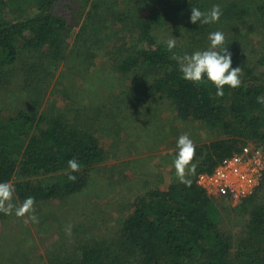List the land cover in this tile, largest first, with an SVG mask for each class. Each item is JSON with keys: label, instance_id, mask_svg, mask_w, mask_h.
I'll return each mask as SVG.
<instances>
[{"label": "trees", "instance_id": "trees-1", "mask_svg": "<svg viewBox=\"0 0 264 264\" xmlns=\"http://www.w3.org/2000/svg\"><path fill=\"white\" fill-rule=\"evenodd\" d=\"M61 1L35 0V12L9 20L8 8L15 5L17 11H24L26 6L17 0H0V84L21 75L13 67L23 61L25 53L36 62L26 71L30 61L24 60L26 75L22 72V80L32 81L34 86H40L69 59L66 52L72 28L57 11ZM106 2L95 0L87 19L90 25L82 27L77 42L87 46L91 39L92 46L99 48L107 44L103 36L110 21L119 24L117 33L123 44L116 49L122 55L117 71L125 76L140 72L146 78L151 76L145 101H168L181 121L203 124L224 137L196 146L195 159L199 162L195 175L188 177L190 186L176 181L139 197L115 242L80 240L73 246L71 257L52 264H264V204L254 202L264 188V179L255 194L236 208L246 210L248 215L245 234L238 237L221 228L224 202L197 184L199 174L213 171L220 161L249 142L264 154V104L257 102V97L264 95V79L250 73L239 85L226 84L224 95L218 96L215 86L206 79L194 84L182 78L177 57L203 50L199 40H191L205 36L214 25L192 24L190 9L207 11L217 4L216 0H175L176 30L183 28L182 37L188 38L193 47L175 44L171 50L156 37V30L171 11L151 9L153 0H128L123 8L117 0L115 4ZM236 9L233 5L223 7L222 21H236ZM260 11L264 13V5ZM226 46L230 51L233 48ZM91 119H97L96 113L88 114L84 123L80 117L67 119L50 112L22 109L4 116L0 111V181L15 185L16 203L27 196L35 197V205L52 202L86 188L92 169L105 154ZM73 158L80 162V168L72 173L76 180L69 181L67 162Z\"/></svg>", "mask_w": 264, "mask_h": 264}, {"label": "rangeland", "instance_id": "rangeland-1", "mask_svg": "<svg viewBox=\"0 0 264 264\" xmlns=\"http://www.w3.org/2000/svg\"><path fill=\"white\" fill-rule=\"evenodd\" d=\"M17 1L26 8L24 11H17L15 5L8 8L9 20L37 10L35 0ZM109 1L115 4L114 0ZM94 2L61 1L57 11L72 28L66 52L69 59L52 71L40 86H34L32 81L22 80L24 60L30 61L26 71L36 62L25 53L23 61L13 67L21 77L15 74L8 82L0 84V111L4 116L22 109L50 112L67 119L80 117L84 123L88 114L96 113L97 119H91V124L96 127L104 159L92 169L88 185L81 193L35 205L39 223L29 221L25 224L24 218L15 215L0 217V264H52V261L71 257L73 246L80 240L115 242L139 197L179 181L172 161L180 135H190L196 146L208 145L224 137L203 124L181 121L168 101L157 104L145 101L151 76L146 78L141 72L125 76L117 71V60L122 55L116 49L123 44V41L119 43V24L110 21L103 36L106 45L92 46L91 39L87 46L77 42L82 27L90 25L87 19ZM127 2L117 0L116 4L123 8ZM216 2L222 9L235 6L236 21L220 18L205 36L191 42L199 40L201 47L206 49L208 34L222 31L225 44L233 47V64L242 65V79H248L253 72L255 77L264 79V13L260 11L264 0ZM151 9L162 13L171 11L166 22L156 30L159 42L176 38L175 44L192 49L189 39L182 37L183 28L176 30L175 0H153ZM248 145L255 146L251 142ZM254 199L264 204V188ZM240 204L224 203L222 208L221 228L235 237L245 234L248 219L246 210L236 209ZM69 225L72 228L70 236L65 231Z\"/></svg>", "mask_w": 264, "mask_h": 264}, {"label": "clouds", "instance_id": "clouds-1", "mask_svg": "<svg viewBox=\"0 0 264 264\" xmlns=\"http://www.w3.org/2000/svg\"><path fill=\"white\" fill-rule=\"evenodd\" d=\"M223 11L220 4H214L211 9L202 11L199 7H191L190 22L192 24L210 25L220 21ZM175 39L166 42L169 50L175 47ZM209 45L206 49L196 50L192 53H185L177 57L179 71L182 78L194 84L203 82L205 79L211 82L216 88L218 96L224 95L225 85H239L242 80V65L233 64V54L225 44V35L222 31L216 30L208 34ZM257 102L264 104V95L257 97ZM176 154L172 161L175 174L180 183L190 186L192 181L188 177L195 175L198 160L196 158L197 148L187 133L182 134L177 139ZM70 169L68 179L75 181V173L80 168V162L70 159L68 162ZM16 187L11 181H0V213L5 215H15L17 218H24L25 224L29 221L39 223V218L35 214V197L27 196L22 203H16ZM70 236L71 225L65 229Z\"/></svg>", "mask_w": 264, "mask_h": 264}, {"label": "built area", "instance_id": "built-area-1", "mask_svg": "<svg viewBox=\"0 0 264 264\" xmlns=\"http://www.w3.org/2000/svg\"><path fill=\"white\" fill-rule=\"evenodd\" d=\"M264 179V154L253 146L224 158L211 172L201 173L197 184L208 195L229 204L251 198Z\"/></svg>", "mask_w": 264, "mask_h": 264}]
</instances>
